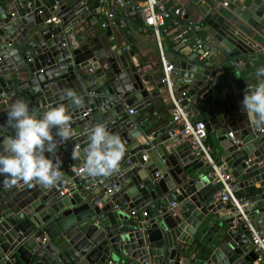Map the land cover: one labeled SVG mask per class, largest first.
<instances>
[{"label":"water","instance_id":"water-1","mask_svg":"<svg viewBox=\"0 0 264 264\" xmlns=\"http://www.w3.org/2000/svg\"><path fill=\"white\" fill-rule=\"evenodd\" d=\"M44 1L59 23H45ZM227 2L193 0L202 29L184 34L187 43L172 37L171 50L162 44L170 84L159 70L153 92H145L129 76L126 64H137L119 48L121 30L106 31L116 39L107 50L74 33L85 18L83 0H0V139L14 132L7 109L17 99L37 113L65 104L73 131L55 153L62 178L51 189L35 182L5 187L0 177V264L254 263L247 222L217 198L222 185L209 182L208 164L174 132L183 127L165 119L176 98L192 121L215 131L211 157L246 189L255 203L249 223L264 234V130L249 124L242 104L264 68V0ZM69 89L84 97L83 106L70 103ZM97 123L121 136L125 155L108 177L77 176L71 167L83 157L73 153L83 151ZM133 210L138 217L130 220Z\"/></svg>","mask_w":264,"mask_h":264},{"label":"clouds","instance_id":"clouds-1","mask_svg":"<svg viewBox=\"0 0 264 264\" xmlns=\"http://www.w3.org/2000/svg\"><path fill=\"white\" fill-rule=\"evenodd\" d=\"M255 86L248 85L242 100L250 125L264 130V68L259 70ZM64 95L76 107L84 97L69 89ZM8 122L14 132L0 139V177L5 187L19 182L56 185L62 178V161L55 156L58 146L73 139L72 116L61 103L48 106L42 113L30 110L23 99L15 100L7 109ZM126 152L121 136L108 130L104 123L90 130L83 151H74L75 159L83 157L81 171L88 177H108L118 171Z\"/></svg>","mask_w":264,"mask_h":264},{"label":"built area","instance_id":"built-area-1","mask_svg":"<svg viewBox=\"0 0 264 264\" xmlns=\"http://www.w3.org/2000/svg\"><path fill=\"white\" fill-rule=\"evenodd\" d=\"M209 0H202V2H208ZM222 2L224 6L228 5L227 0H216ZM134 2H136L134 4ZM83 4L86 6L85 18L90 27H99L101 30H109L112 26L121 30L123 34L122 51L129 52L130 45L127 38L130 35L128 29V23L130 18L137 17L143 25L150 27L157 39V45L160 55V73L163 76V82L170 84V71L172 66L165 60L163 48L160 41L162 30L166 27L168 21H172L171 24L174 30L173 39L180 40L182 43L189 42L190 39H183V35L188 32L197 33L202 29V25L197 22H193L189 19L184 24L179 23V19H184L187 16V11L182 7H175L164 3L162 0H83ZM98 11L94 14L93 10ZM57 11L50 13V17L46 19L45 23L57 24L60 19L57 16ZM65 28L67 29L70 27ZM176 27V28H174ZM110 39L114 41V37L111 35ZM116 40V39H115ZM198 46L197 48H199ZM173 98V97H172ZM172 103L174 109L172 110L173 122L176 125L183 127L180 131L177 129V134L185 139L192 147L195 155L202 161L208 164L209 173L207 177L212 185L220 183L222 189L217 193V198L223 202L230 201L233 207L239 214L241 221L247 222L249 226L248 239L251 243L253 251L257 255V259L253 264H264V234L256 231L255 228L250 225L248 219V213L255 208V203L252 202L249 197H238L237 191L239 190L238 183L233 178L231 173L226 172V168L223 165L218 166L216 161L211 157L212 148L207 143L208 132L206 125L203 121L193 120V115L190 114L185 107L180 105V99L173 98ZM132 115L133 112L130 110ZM228 138L234 143H239L238 140L233 138L232 132L227 134ZM146 155L143 159L146 160ZM77 176L82 177L83 173L81 169L75 171ZM71 179L66 182V185L71 184ZM51 189V187H45ZM59 189V188H57ZM67 189L61 190V194H64ZM172 208L176 206L172 203ZM169 211V210H167ZM129 217L137 218L138 212L136 210L127 212ZM145 216V213L142 212Z\"/></svg>","mask_w":264,"mask_h":264},{"label":"crops","instance_id":"crops-1","mask_svg":"<svg viewBox=\"0 0 264 264\" xmlns=\"http://www.w3.org/2000/svg\"><path fill=\"white\" fill-rule=\"evenodd\" d=\"M162 1L168 5L184 8L187 11L188 18L191 21L197 23L201 22L202 19L201 14L198 8L196 7V5L193 3V0H162ZM43 8L48 9L49 13H53L56 10V8L50 7L46 1H44L43 3ZM97 11H98L97 9H94L93 13L95 14ZM172 27L173 25L166 26L164 30H162L160 36L161 45L165 42L166 44H168L170 50L173 48V46L170 45L173 41L171 40V38L173 37L174 30H176V29H171ZM128 29L130 35L128 36L127 41L131 48L130 52L133 55L132 57L135 59V62L137 64V67L134 66V63L132 61L126 64L127 68H129V76L131 79H133L134 83L137 84L140 89H142L145 92L146 91L153 92L152 76H154V74H156L160 70V62H161L159 49L157 45V39L152 29L150 27L143 25L142 22L137 17L130 18L128 23ZM74 33H76L78 36H82V35L92 36L93 38L99 41V45L101 46V48L103 47L106 50L109 48L110 45L112 46V44L116 43L115 39L114 41H112L106 35V30L96 31L94 27L92 28L89 26L86 20L78 22L77 26L75 27ZM122 42L124 43L123 39ZM119 48H122V45H120ZM120 67L123 68L122 65ZM171 90L173 91V89ZM147 115H148L147 112L142 113L140 115L141 121L145 120L147 118ZM161 115L163 116V114ZM169 116H172V111L168 112V115L165 117V119L167 120ZM239 122H240V126L243 127L244 126L243 123L240 120ZM177 127H179V125H177ZM176 131L177 128L174 130V132L177 134ZM207 143L211 146L213 152L214 146L218 145L219 143L214 130L209 131ZM148 160L149 158L146 157L145 161ZM81 168H82V163L80 162L72 166L71 170L77 171ZM248 182L249 181H246L244 183L245 186L249 184ZM237 196L248 197L249 195L246 189L239 188V190L237 191ZM98 206L101 207L100 204ZM135 219L136 218L133 217L130 218V220H135Z\"/></svg>","mask_w":264,"mask_h":264},{"label":"trees","instance_id":"trees-1","mask_svg":"<svg viewBox=\"0 0 264 264\" xmlns=\"http://www.w3.org/2000/svg\"><path fill=\"white\" fill-rule=\"evenodd\" d=\"M171 22H172V21H168L167 24H166V26H168V25H172Z\"/></svg>","mask_w":264,"mask_h":264}]
</instances>
